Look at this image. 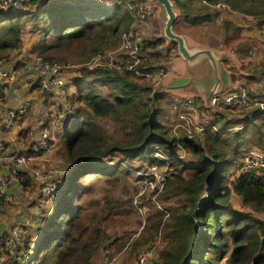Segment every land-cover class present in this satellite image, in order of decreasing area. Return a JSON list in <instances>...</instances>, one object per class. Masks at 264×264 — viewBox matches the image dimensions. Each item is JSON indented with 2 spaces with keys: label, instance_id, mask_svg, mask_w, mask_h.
Listing matches in <instances>:
<instances>
[{
  "label": "trees",
  "instance_id": "obj_1",
  "mask_svg": "<svg viewBox=\"0 0 264 264\" xmlns=\"http://www.w3.org/2000/svg\"><path fill=\"white\" fill-rule=\"evenodd\" d=\"M16 1L15 9L0 10V56L6 57L8 52L18 49L22 32L26 30L39 36V56L50 62H60L61 50L79 43L85 44L92 54L108 41L116 45L120 34L128 31L132 22L129 11L121 3L108 6L99 0ZM173 1L180 8L179 18L189 25L221 20L222 43L233 50L241 62L256 40L241 36V27L220 16V9L224 14L233 11L249 17L258 29L264 25V0H204L197 8L199 13L191 12V0ZM216 3L223 6L211 11L210 7ZM160 44L161 39L156 37L143 39L140 53L144 62L161 60V53L154 50ZM251 73L264 74V53ZM245 79L253 80L254 76L248 75ZM143 80L107 65L95 66L71 80L74 92L59 97L69 107L70 114V118L68 114L63 120H68L63 155L74 165L64 179L55 182L53 199H57L46 216L40 215L42 226L37 227V239L32 242L31 235L24 233L26 228L22 227L12 253L2 250L5 257L0 264H93V255L108 238L106 221L115 215L127 217L134 213L130 199L114 198L107 189L101 202L84 216L86 209L82 198L86 187L78 184L81 176L98 174L114 190L116 184L119 185L121 173L128 175L133 169L122 161L108 164L106 161L112 156L127 163L134 160L158 166L166 163L175 170L169 174L156 198L158 201L179 198L178 205L167 213L156 210L153 217L151 213L147 215L145 225L132 243L134 247L139 246L150 236L159 235L161 244L154 264H264V109L250 106L234 108L232 112L231 108L224 107L229 116L222 113L215 118L196 100V110L211 119L200 125L198 132L188 134L183 128L179 136L166 135L156 118L157 110L149 121L150 89ZM245 81L240 86L250 97L264 98V85L250 90L245 87ZM96 83L115 94L111 98L101 96L92 87ZM154 99L157 101L158 95ZM91 115L111 120L120 131L121 139L110 142L100 132L92 133L84 128ZM21 134L22 129L18 132L19 139H22ZM252 147L262 165L240 171V154ZM179 148L189 155L187 160L175 153ZM155 152L167 159L159 160ZM30 154L38 155L39 152ZM212 161L219 163V170L210 193L193 216L192 211L205 191L208 174L213 168ZM234 165L236 173L231 177ZM140 167L138 165L136 170ZM185 170L189 174L182 175ZM29 181V177H24L22 187L25 188ZM231 192L246 209L232 205ZM1 205L10 206L0 199ZM253 213L262 214V217ZM3 239L0 234V246Z\"/></svg>",
  "mask_w": 264,
  "mask_h": 264
},
{
  "label": "rangeland",
  "instance_id": "obj_2",
  "mask_svg": "<svg viewBox=\"0 0 264 264\" xmlns=\"http://www.w3.org/2000/svg\"><path fill=\"white\" fill-rule=\"evenodd\" d=\"M101 3L106 4L108 6L110 5H116L121 3L126 7V9L129 11L130 16L132 17V22H134V11L131 8H134L138 5L144 6L145 1L144 0H99ZM193 2V9L191 10L192 13H199L200 10L197 8L201 7L204 2L203 0H191ZM176 5V4H175ZM177 6V5H176ZM178 7V6H177ZM155 8V11H154ZM150 7L151 14L144 18L141 22L136 20V22L133 25H144L149 23V31L148 28H142V37L143 39H149L152 37H155L157 32V26H156V12L157 8L154 6ZM179 8V7H178ZM216 8L214 6L210 7V10L213 11ZM180 10V8H179ZM225 12L220 9L219 15L224 17L230 14H224ZM233 19L237 20L241 26V31L243 33L248 34V36L254 38L256 40L255 45L251 48L250 53L247 57H245L242 61L244 64V70L247 74L242 77V81L246 82L245 87L250 90L259 89L260 86L264 85V74H257V73H251V70L253 68V65L259 61L260 57L262 56V53H264V25H261V28H256V25L254 24V21L248 20L247 16H239L232 14ZM220 21L219 19L213 20L208 23L198 24V25H189L186 22H184L179 16L175 19L173 30L177 32H186L192 34L197 39L208 42L210 44L214 45H220L221 39H222V30L220 27ZM131 26V25H130ZM130 28V27H129ZM256 28V29H255ZM259 30V32L257 31ZM148 31V32H146ZM24 32V31H23ZM22 32V33H23ZM253 35V36H252ZM256 38V39H255ZM120 39V36H119ZM163 41L164 45H170L166 44L164 40L161 39V42ZM40 38L35 33H30L27 30L21 35V44L18 49H15L11 52H8L7 56H0V58L11 61L12 63H15V70H18L17 75L24 74L23 70H26L19 60L21 59H30L32 57H40L39 53V47H40ZM119 42L116 45H112L110 41H108L105 45L101 46L98 51L93 52L90 54V51L88 47H86L85 44L79 43L77 45H71L69 47H66L61 50L59 53V60L60 62H53L58 64L60 67L63 68L62 75L64 78V86L66 87L65 91L66 93H73L74 88L67 89V85L71 83V80L74 77H81L83 73L91 69L95 66H92L93 63H99L100 65H103L105 62H108L106 59V53L113 50ZM165 47V46H161ZM227 47V46H226ZM228 48V47H227ZM156 51L158 48H155ZM163 50V49H162ZM163 53H166V50L162 51ZM90 54V55H89ZM41 58V57H40ZM43 59V58H41ZM18 61V62H17ZM19 69V68H21ZM29 73V72H27ZM30 74V73H29ZM32 75V74H31ZM248 75L254 76L253 80L245 79L248 77ZM33 76V75H32ZM32 82L33 85H35V80L32 78H29L26 82V85L28 83ZM147 86L152 85L154 81H150L149 79L143 80ZM243 85V84H241ZM93 89L100 94L103 97L111 98L112 94H115V91L107 88L106 86H103L102 84H94ZM68 91V92H67ZM44 97L47 95L42 94ZM49 98L56 99L55 96H48ZM159 98V97H158ZM59 103V104H58ZM171 98L169 95L164 94L163 97H160L158 101H155V111L157 110L156 118L159 121V123L163 126V131L166 133V135H174L179 136L180 130L184 129H192V125H196L197 127L200 125H203L204 123H207L209 119H211V116L202 114L199 112H195V114L192 113H184L186 114V120H179L178 119V112L176 111L174 113L173 108H171ZM57 106L60 107L58 111L51 112L47 111L43 114L41 110L37 112H33L34 109L31 107L28 109L27 114L28 117L26 118V122H30L31 125L25 124V127L22 130L21 138H15L13 141L14 143L6 142L8 147H10V150L13 152V155L16 153H19L21 151H24L28 145L32 142H34L38 136L39 131L44 127V123H39V118L41 120L43 117L40 115L45 116V119L48 121H51L49 124V137L47 144V149L44 150L39 155H30L26 156L25 162L22 165L17 166L18 168V175H17V182L14 183L15 190L12 194L13 201L11 203H7L10 205V207L5 208L3 205L0 206V234H2L4 237L7 236L9 231L17 227V229L20 231V235L22 234V227L23 230L25 229L24 233H28L31 235L32 242H34L38 237V230L37 227L42 226L41 222H39L40 215L46 216L50 206L52 205V202L57 199L56 198H50L49 195H46L42 191V187L44 184V179H36L35 178V171H39L42 176L46 175L49 171L52 172L53 177V184L55 182H58L62 179H64V176L69 171V169L74 165V163L68 162L66 158L64 157L63 153V141L66 139V136L64 135V131H66L68 123L67 121H63L66 117L64 114V108L67 106L62 99L57 101ZM50 106L56 107V104L53 103V101H49ZM149 106V104H148ZM220 109V108H219ZM54 110V108H53ZM236 109H231V111H235ZM221 113H226L225 110L220 109L218 110ZM231 114V112H229ZM227 116H229L228 113H226ZM232 116V114L230 115ZM70 118V114H69ZM23 120V119H22ZM22 125V124H20ZM22 127V126H20ZM240 126H238L239 128ZM84 128L88 129L92 133H98L100 132L102 134V137L106 139L107 141L113 142L118 141L121 139V133L116 127L115 124L111 120H108L106 118L97 117L94 115H91L87 121V123L84 125ZM231 129V127H229ZM198 132V131H197ZM16 132H14L15 135ZM18 133L16 134V136ZM4 141V140H3ZM250 150L252 153H256L255 150ZM248 150V149H247ZM243 151L249 152V151ZM179 156L185 160L189 158V155L184 151L183 149L178 150ZM241 153V154H242ZM240 154V156H241ZM259 156V155H258ZM106 161V160H105ZM119 161H122L123 164L132 166L133 169L129 171L128 175H125V173H121V178L119 185L116 184V188L114 190L111 189V184H107L102 176L94 173H88L83 176H81L78 180L79 185H85V193L82 198V202L84 201V207L85 212L84 216L88 215V211L93 209L98 203L101 202L104 193L109 190V194L112 195L114 198L117 199H132L134 194L136 193V186L138 183L135 181V175H136V167L138 165H142L144 162H140L139 160H134L132 162L127 163L124 160H121L118 156H112L107 159L108 164H115ZM167 168L170 173L174 172L172 166ZM235 165L230 170V176L232 177L234 173H236ZM20 174V175H19ZM189 172L187 170L182 171V175H187ZM29 177L30 181L27 184L25 188L22 187L21 181L24 179V177ZM23 178V179H22ZM55 196V193L53 194ZM157 195L154 197V199H151V195L149 193H145L144 196L138 198L139 203H142L143 206H145L144 215H141L137 213L134 210V213L127 217H122L119 215L113 216L111 219H108L106 221V232L108 233V238L104 240L102 245L98 248V250L93 255L92 262L93 264H100L105 258L110 257L112 255L116 256V264H134L137 254L142 250H152L154 254H157V250L160 247L161 244V238L159 235H153V237H149V240L145 243L137 246H133L132 243L136 236L140 233L143 226L145 225L146 216L151 213V216L153 217L156 210H163L164 212H168L172 210L174 207L178 205L179 198H170L166 201H158ZM233 206L237 209H242L238 198L236 196H233L231 200ZM4 253L2 252L0 255V263L4 260Z\"/></svg>",
  "mask_w": 264,
  "mask_h": 264
},
{
  "label": "built area",
  "instance_id": "obj_3",
  "mask_svg": "<svg viewBox=\"0 0 264 264\" xmlns=\"http://www.w3.org/2000/svg\"><path fill=\"white\" fill-rule=\"evenodd\" d=\"M202 2L205 1L203 0ZM221 6L223 5L220 3L214 4L215 8ZM16 7V0H0V10L15 9ZM131 9L134 11V22L131 24L128 31L120 34L119 44L113 50L106 53V59L108 62H105L103 65L110 66L117 71L123 69L132 73L136 77L155 81L164 74L165 69L160 61L154 63L144 62L140 53L143 44L142 34L138 30L140 25H133L136 20L141 22L144 18L149 16L151 14V9L146 7V5H138ZM19 62L26 70H23L22 67L19 69L29 72L34 76L36 86L40 93L47 96H55L56 98L65 94L66 88L62 76L63 68L58 64L46 59H41L40 57L21 59ZM15 63L0 58V96L5 95V93L17 94L16 81L18 70H15ZM95 65H99V63L92 64V66ZM210 101L214 104L217 111L220 109L224 110V107L234 109L257 106L260 110L264 109V98L259 96L250 97L249 93L243 86L226 90L219 96L211 98ZM170 104L171 108L178 112V119L181 121L186 120V114L184 113H192L196 115L198 112L196 110V99L174 98L171 100ZM28 107V101L20 102L14 107H2L0 111V125L9 127L17 123V120L26 113ZM209 113L215 118H218L221 115V112L218 114L217 112L211 113L209 111ZM64 114H69L68 106H65ZM41 123H44V127L39 131L36 140L29 144L24 151L16 153L15 155L7 152L4 141L0 137V199L5 203L12 201L10 187L18 180L17 166L22 165L25 162V157L30 156L31 152H42L47 149L48 140L50 139L48 123H51V121L43 118ZM200 130L201 127H197L196 124L192 125V129H186V132L189 134L190 131L197 132ZM178 150L175 151L177 155L179 154ZM154 155L161 161L167 159L165 155H162L159 152H155ZM178 157L180 156L178 155ZM241 157L242 166L239 169L240 171H249L252 168L260 167L262 165L259 157L257 155H252L251 152H244L241 154ZM2 158L7 161V163L4 164L5 167L3 169L1 168ZM167 168L170 169L166 163L162 166H158L156 164H148L144 162L141 167L136 170L135 181L138 185L136 186V193L130 200L131 205L137 213L144 215L146 212V210L144 211L145 206H143L142 203H139L138 198L144 196L145 193H149L151 199H154L161 190L165 180L169 177L170 171H168ZM34 174L36 179H44L42 191L44 194L49 195L50 198H53L55 188L52 172L49 171L44 176H42L39 171H35ZM19 239L20 231L17 227L12 228L3 239V244L0 246V255L2 250H5L7 254L12 253ZM154 263V252L146 249L137 254L134 264ZM100 264H116V256L112 255L107 257Z\"/></svg>",
  "mask_w": 264,
  "mask_h": 264
},
{
  "label": "water",
  "instance_id": "obj_4",
  "mask_svg": "<svg viewBox=\"0 0 264 264\" xmlns=\"http://www.w3.org/2000/svg\"><path fill=\"white\" fill-rule=\"evenodd\" d=\"M146 7L157 8L156 22L159 25L158 39H162L166 44L174 43L176 49L175 61L170 60L162 63L165 71L172 67L173 71L182 74L177 78L170 74H163L157 80L149 85L150 103H149V121L154 118L155 112V95L168 90L175 93L179 91L178 86L186 82H198L203 89L201 92L202 106L211 113H218L211 98L219 96L226 90L235 89L242 84V81H235V77L239 74H246L240 70V63L236 59L235 54L226 46L221 49H211L205 45L193 43L186 35L176 33L172 26L175 19L180 15L179 8L173 0H144ZM166 46V45H163ZM223 61H227L235 67L236 73L229 72L223 65ZM186 99H195L187 97ZM222 114V113H221ZM213 162V168L208 174L205 191L198 201L196 207L192 211L194 216L196 210L199 209L201 201L210 193L212 181L219 170V163ZM198 231L196 232V235Z\"/></svg>",
  "mask_w": 264,
  "mask_h": 264
},
{
  "label": "crops",
  "instance_id": "obj_5",
  "mask_svg": "<svg viewBox=\"0 0 264 264\" xmlns=\"http://www.w3.org/2000/svg\"><path fill=\"white\" fill-rule=\"evenodd\" d=\"M154 11H155V8H154ZM230 13V14H229ZM229 15L228 17L225 16L227 18V20L231 21V22H234L236 24H239V22H237V20L233 19L232 17V14H235V15H238L239 13H236V12H233V11H229ZM242 14H239V16H241ZM250 18L248 17V20ZM256 25V23H254ZM174 25V23H173ZM156 26H157V32H156V35L155 37L157 38V36H159V25L158 23L156 22ZM149 23L145 24L144 27L143 25L141 24L139 27H138V30L141 32L142 31V28H148V31H149ZM241 27V26H240ZM172 28H174L172 26ZM256 29V28H255ZM222 30V28H221ZM242 29H240V35L241 36H248V34L251 35V33L248 32V34L246 33H243L241 31ZM146 31V32H148ZM175 31V30H174ZM259 32V30H257ZM25 32V31H24ZM23 32V33H24ZM176 33H179V34H184L186 35L193 43L195 44H200V45H205L211 49H221L223 46H226L222 43V39H221V42H220V45H214V44H210L208 42H203L199 39H197L196 37H194L192 34L190 33H186V32H177L175 31ZM22 33V34H23ZM142 33V32H141ZM222 35V38H223V31L221 33ZM253 36V35H252ZM256 39V38H255ZM163 44V41L161 42L160 46L156 47L158 48L157 51L161 53L162 55V58H160V62L161 63H165V62H168L170 60H174L178 58V56H176V49H175V44L174 43H170V45H166L165 47H161ZM166 50L167 52L166 53H163L162 51L163 50ZM230 49V48H229ZM156 50V49H154ZM231 50V49H230ZM233 52V50H231ZM234 53V52H233ZM235 54V57L236 59L239 61L240 63V70L244 73H246V71L243 69L242 67V63L240 61V59H238L236 53ZM223 65L224 67L231 73H236V70H235V67L233 65H230L227 61H223ZM166 72V73H165ZM165 74H170V75H173L177 78H180L182 77V74L178 73V72H175L173 71L172 67L170 66V68H168L166 71H164ZM247 74V73H246ZM63 76V75H62ZM245 76V74L241 75H237L234 79L235 81H242V77ZM29 78H32L34 79V76L31 75V73H27V72H24V74H21V75H17V81H16V87H17V94H11V93H5V95H1L0 96V111L2 109V107H14L16 106L18 103L20 102H23V101H28L29 102V107L26 109V113L23 115V117L17 121V123L9 126V127H5V126H2L0 125V137L2 140H4V144L6 146V150L8 153H13L11 150H10V147H8L7 143L6 142H10V143H14V139L15 138H19L18 135L16 136V134L20 131V129H24V128H27L25 127V124L27 123L28 125H31L30 122H26V118L28 117V114H27V111L28 109L31 107L32 109H34L33 112H36L35 114H37V112L39 110H41L43 112V114L47 111H51V112H55V111H58L60 109L59 106H57V101L58 100H61L63 101V98L62 97H57L56 99H52V98H49L48 96L44 97L43 95H41L38 87L36 86V83L35 85L32 84V82L28 83L26 85V82ZM242 84H243V81H242ZM69 88H74V86L69 83V85H67V89ZM179 91L178 92H174L173 90H168V91H165V92H161V93H158V99H160V97H163L164 94H167L170 96L171 100L176 98V99H186L187 97H191V98H195L196 100H198L199 102H202V99H201V92L202 89L199 85H198V82H186V83H181L179 86ZM75 89V88H74ZM68 92V91H67ZM66 93V92H65ZM69 94V93H67ZM72 94V93H71ZM157 99V101H158ZM49 101H53L54 104H56V107L54 106H50L49 105ZM202 104V103H201ZM54 108V110H53ZM176 111L174 110V113ZM43 117V115H40V117ZM23 119V120H22ZM39 123H41V118H39ZM22 124V125H20ZM22 126V127H20ZM14 132L15 135H14ZM252 150H255V149H252ZM256 151V150H255ZM43 152V151H42ZM41 152V153H42ZM249 152L252 153V151L250 150ZM40 154V153H39ZM38 154V155H39ZM252 155H257V153H252ZM36 156V155H34ZM5 163H7V161L5 159L2 158V161H1V164H2V169L5 167ZM15 185H11L10 187V192L11 194H13V191L15 190ZM233 196H236L234 193H230V201L232 200ZM236 198H238L239 200V203L241 205V202H240V199L238 196H236ZM232 203V202H231ZM233 205V204H232ZM5 207V206H4ZM10 207V206H8ZM242 207V206H241ZM7 208V207H5ZM243 210L246 209V208H242ZM2 209H0L1 211ZM254 215L256 216H260L262 217V214H259V213H253ZM2 253V252H1ZM93 259V258H92Z\"/></svg>",
  "mask_w": 264,
  "mask_h": 264
},
{
  "label": "clouds",
  "instance_id": "obj_6",
  "mask_svg": "<svg viewBox=\"0 0 264 264\" xmlns=\"http://www.w3.org/2000/svg\"><path fill=\"white\" fill-rule=\"evenodd\" d=\"M39 153H41V152H39ZM30 155H32V154H30Z\"/></svg>",
  "mask_w": 264,
  "mask_h": 264
}]
</instances>
